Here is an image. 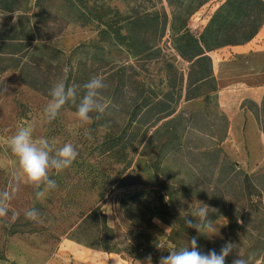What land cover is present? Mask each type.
I'll list each match as a JSON object with an SVG mask.
<instances>
[{
    "label": "rangeland",
    "instance_id": "1",
    "mask_svg": "<svg viewBox=\"0 0 264 264\" xmlns=\"http://www.w3.org/2000/svg\"><path fill=\"white\" fill-rule=\"evenodd\" d=\"M71 1L48 0L39 15L34 14L33 0L17 1L12 10L0 9V190L14 182L17 161L6 139L20 125H33L34 135L47 138L53 147L71 142L79 153L71 167L50 172L57 187L44 199H36L31 187L20 185L9 212V217L17 212L18 219L10 224L0 220V258L6 237L16 234L85 246L75 237L87 239L95 231L84 229L88 225L79 228L80 223L100 207L118 250L112 253L131 264L148 255L158 264L161 255L169 254L159 247L179 250L193 236L202 252H219L231 241L241 256L251 258L250 264H264V209L253 212L251 200L238 189L239 175L227 165L230 161L248 172L239 161L244 152H234V144L224 143L228 119L217 102L216 80H199L192 61L174 48L169 30L159 41L148 33L143 39V31L136 30L135 45L142 51L132 53L125 29L119 28L123 13L134 8L157 7L169 15L167 1L76 0L70 13ZM102 3L118 9V14L105 10L103 19L117 21L106 31H101L103 24L83 21L90 8L98 11ZM217 6L209 1L191 14L188 27L193 34L202 32ZM94 76L107 84L102 95L110 105L102 119L78 127L76 104L83 84ZM59 79L78 86L76 102L70 101L47 123L43 108ZM243 106L264 127V106L259 109L247 101ZM215 145L221 149L220 159L225 156L216 165L208 153ZM259 171L251 175L264 191V166ZM191 192L193 199L186 197ZM192 202L211 208L215 236L195 230L190 236L186 226H178L168 215V205L187 211ZM33 207L42 222L25 218V211ZM234 258L229 256L226 264Z\"/></svg>",
    "mask_w": 264,
    "mask_h": 264
},
{
    "label": "trees",
    "instance_id": "2",
    "mask_svg": "<svg viewBox=\"0 0 264 264\" xmlns=\"http://www.w3.org/2000/svg\"><path fill=\"white\" fill-rule=\"evenodd\" d=\"M17 1L27 3L30 0H0V9L12 10L13 5L18 3ZM74 1L68 3L70 13H72L71 9H76ZM132 1L134 0H128L127 3L129 4ZM166 1L171 8L169 15L157 7L152 9L134 8L129 13H123L119 28H123L126 31L125 38L128 40V48L132 53L142 51L138 50L135 45L139 40V34L136 33V30L143 31V39H145V35L148 33L157 41L169 30L174 48L183 58L192 61L193 67L197 68L196 72L199 74V80L203 81L209 78L215 79L212 71V60L209 55L210 51L221 46L242 44L249 41L256 35L264 22V0ZM209 1H216L218 6L211 14L202 32L199 35H195L188 27V19L192 13ZM47 2L48 0H33V7L37 8L34 14L39 15L43 13ZM111 9L118 14L116 6L113 8L110 6L106 7L103 3L99 8L97 7L98 11L90 8L88 17H85L83 21L84 23L96 21L98 24H103L105 28L101 31H106V27H111L112 24L117 23V21L114 22L113 17L102 18L106 14L105 10ZM213 89L217 90L216 88ZM148 148L147 145L144 146L145 150ZM208 153L213 158L215 165L220 161L222 162V159L225 157L222 155L220 159L221 149L217 145L209 148ZM227 165L234 174L239 175L238 189L243 193L245 198L251 200L253 212L256 214L260 208L264 209V191L255 184L252 175L240 170L233 162L227 161ZM186 197L193 199L195 198V193H188ZM168 208L170 209L168 215L172 221L178 226H186L184 222L185 214H180V211L173 204L168 205ZM213 215L210 214L209 218L211 219ZM85 225H88L89 228L84 229H93L95 234H91L92 236H88L90 238L87 239L76 236L75 239L78 242L89 247H100L109 253L118 251L113 242L112 229L106 224V215L100 210V207L90 210L82 219L79 228H83ZM194 230L188 228L190 236L193 235Z\"/></svg>",
    "mask_w": 264,
    "mask_h": 264
},
{
    "label": "clouds",
    "instance_id": "3",
    "mask_svg": "<svg viewBox=\"0 0 264 264\" xmlns=\"http://www.w3.org/2000/svg\"><path fill=\"white\" fill-rule=\"evenodd\" d=\"M84 93L79 103L76 104L74 117L78 127L89 125L93 119L100 120L107 112L110 101L103 95V90L107 84L100 76L90 78L83 84ZM78 86H69L64 79L57 80L51 87L50 99L43 108V119L47 123L54 121L60 111L70 101L76 102ZM92 114H95L93 116ZM7 131V130H5ZM33 125H20L15 132L8 136L6 143L11 153L16 157V167L13 173V183L5 190H0V220H7L14 223L19 214L11 210V201L19 191L20 185L31 187L35 192V197L42 200L50 190L57 187L56 181L50 177V172L59 173L72 166L79 153L71 142H65L62 146L53 147L52 143L45 137L34 135ZM90 138V137H89ZM166 199V197H165ZM182 203H187L183 201ZM211 208L202 202L193 205L189 204L185 212L184 222L187 228L195 229L202 236L211 238L216 235L214 221L209 218ZM214 210V209H213ZM191 217V219H189ZM25 218L31 221L42 222L39 211L33 207L25 211ZM169 254L161 255L158 264H226L229 256L235 255L232 264H250L251 258L240 255L237 244L227 241L217 252L215 249L202 252L197 242V237L193 236L188 241V246L176 250L161 248ZM137 264H153L152 256L148 255L145 261L136 260Z\"/></svg>",
    "mask_w": 264,
    "mask_h": 264
},
{
    "label": "crops",
    "instance_id": "4",
    "mask_svg": "<svg viewBox=\"0 0 264 264\" xmlns=\"http://www.w3.org/2000/svg\"><path fill=\"white\" fill-rule=\"evenodd\" d=\"M217 83V102L228 119L225 139L238 150L247 171L264 166V127L243 102L264 106V22L249 41L209 52ZM247 172V173H248ZM0 264H131L116 253L82 246L71 240L54 241L38 234L6 237Z\"/></svg>",
    "mask_w": 264,
    "mask_h": 264
}]
</instances>
